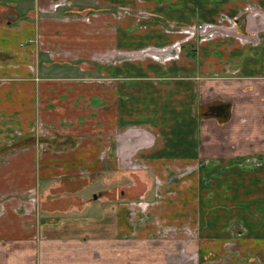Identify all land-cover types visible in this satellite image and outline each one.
<instances>
[{"label": "crops", "instance_id": "1", "mask_svg": "<svg viewBox=\"0 0 264 264\" xmlns=\"http://www.w3.org/2000/svg\"><path fill=\"white\" fill-rule=\"evenodd\" d=\"M56 1L0 0V264H187L233 239L264 264V0L154 4L163 18L230 5L232 31L194 26L180 46L138 19L87 39L61 17L79 0ZM39 62L57 64L43 77ZM121 159L123 173L155 177L144 199L182 176L155 194L151 225L140 216L152 203L132 217L129 195L93 198Z\"/></svg>", "mask_w": 264, "mask_h": 264}, {"label": "rangeland", "instance_id": "2", "mask_svg": "<svg viewBox=\"0 0 264 264\" xmlns=\"http://www.w3.org/2000/svg\"><path fill=\"white\" fill-rule=\"evenodd\" d=\"M134 4L132 3V0H127L128 4L125 6L127 7V9H122V13L121 15L115 14V6H112L111 4H107L105 3V1L103 0H98V2H93L92 3H88L87 1L84 0H79L78 2H75L73 5L76 7H78L79 9H74V13H70L67 14L69 12L66 11V9H64V11H61V17L66 19V23H70V24H78L79 25V29L80 32H82V37H86L88 39V37H91V33L92 31H96V29H102V25L107 26V27H113L114 26L112 24H116V23H120V22H125V20L127 21H131V19L133 20H137L138 19V23H134L138 24L141 28L144 25H150V24H154V26H158L159 28H161L164 32L169 31L170 35H175L176 37H172L176 44H178L179 46L182 45L184 43V40L190 35L192 34L193 28H195L194 26H202L204 24H210V25H215V26H219L222 27L223 30H226L227 34L228 32L232 31L231 29V23L233 20H230L231 17H229L228 15L224 14L227 10L228 7L230 8V5H226L227 7H221L220 10H218V12L215 13H210V14H200V13H192V14H188L186 13H177L175 16H173L172 14H169V16H165L164 18L167 19V17L170 18V21L167 23V21L159 15H155L153 14V9L152 6H154V4L160 3L162 0H133ZM179 0H176V2ZM245 1V0H244ZM57 2L59 5L62 4H68V0H57L56 1V5ZM246 2V1H245ZM247 3V2H246ZM245 3V4H246ZM53 4V3H52ZM71 5V4H70ZM72 5V6H73ZM243 5V4H242ZM49 4H46V7H49ZM107 6L108 11L111 10V16L113 17L111 20L109 19H104V14L103 13L105 9H102V7ZM41 7V5H40ZM244 7V5H243ZM231 9V8H230ZM183 9L178 8L177 7V11H182ZM42 13V12H41ZM45 14V13H43ZM109 15V14H107ZM44 18H46L45 16H43ZM110 17V16H107ZM124 17V19H123ZM244 17V16H242ZM128 18V19H127ZM174 18V19H173ZM239 17H236L235 19H238ZM221 19H224V21H221ZM243 19V18H242ZM107 21H109L110 23H107ZM99 22V23H98ZM113 22V23H112ZM220 22L222 24H220ZM109 24V26H108ZM194 24V25H193ZM192 25V26H190ZM146 26V27H147ZM92 29V30H91ZM109 30H112L109 28ZM216 30V29H215ZM235 30V29H234ZM205 33H209L211 35L214 36L215 31L211 28H208L207 31ZM70 35V34H68ZM89 35V36H87ZM195 35H197V37L201 36V37H208L207 35H204V33H201V30H199V33H195ZM81 36H77V38H80ZM75 38V37H74ZM208 38H211L210 36ZM194 44L196 43V45H199L198 40H196L195 42H193ZM203 44V43H201ZM95 56H99L94 55ZM178 57V56H177ZM176 57V58H177ZM54 64L57 63H48L46 65H42L40 62L38 63L39 65V75L45 77L47 76V71L49 70V67H53ZM42 141H44V139H42ZM46 142H41V144L43 145ZM44 148V147H42ZM112 162L116 161V159L113 158V160H111ZM119 161V163L117 165H112V167L117 169V173H115L116 169H112L113 173L112 174H108V176H106V179L103 178V175H98L96 180H92L94 181L93 184L96 188L95 191V196L96 197H101L102 195L104 196L105 194L107 196H109L110 201L115 202V201H125L127 202V200H125L124 198L127 197L128 195L131 197L129 198V201L127 203H134L137 204L136 207L132 204H130V216L135 217V215H140V210H141V206L139 205V202H148V204H154V205H149L146 209V213L145 216L143 217V215L140 216V218H144V220H146L147 223L145 226L151 225L153 222V219L157 218L156 215L157 213L155 212H159L160 211V207H158V205H156V197L155 194H157V192H161V187L166 186L169 183L166 182H170V187H172L173 183L176 182L175 179H181L182 176H177L174 174H167L166 180L165 182H163L162 180H160L161 184L159 187L158 191H155V186L153 184V188L152 190L148 191L147 194H149V196L144 199L143 194H142V190H141V186L142 183H146L147 181H153L155 180V177L153 176H143V175H139V174H126L123 173V170L121 169V166H124V159L121 160H117ZM102 164L104 165V162L106 163V160H102L101 161ZM119 166L121 168H119ZM119 171L120 174L118 173ZM126 172V171H124ZM91 177V176H89ZM87 176V179L89 178ZM104 179V180H103ZM147 180V181H146ZM146 187H148V185L146 184ZM93 188V187H92ZM110 190V191H107ZM83 190H80V193ZM91 190V188H88L85 192L86 194L89 193ZM93 192V191H92ZM170 195H173L174 192L170 191L169 192ZM168 191H166L164 193V195H168L169 194ZM92 193H90L89 195H91ZM86 195V198L89 196ZM121 195L124 197H121ZM161 195H163L161 193ZM149 198V199H148ZM148 199V200H147ZM94 205H98V203H94ZM95 210V214H99L98 208L94 207ZM156 226H158V224H156ZM162 230V229H160ZM191 238H194L193 236ZM196 242V241H195ZM219 249V248H218ZM199 251V250H198ZM201 253H203L204 255H202ZM200 254H192V257H195V261L193 259H191V256L189 255H182L183 257H187L188 263L187 264H239V263H245L247 264V261H250L249 258L252 260V256H250L247 251L245 249H243L242 243H239L237 240H231L228 242L224 243L223 248L221 249L220 252H216V255L214 257L211 256H207L206 252H201ZM201 255V256H200ZM198 258V259H197ZM261 262H263L264 258L261 256L260 257ZM178 264V262H177ZM262 264V263H260Z\"/></svg>", "mask_w": 264, "mask_h": 264}, {"label": "water", "instance_id": "3", "mask_svg": "<svg viewBox=\"0 0 264 264\" xmlns=\"http://www.w3.org/2000/svg\"><path fill=\"white\" fill-rule=\"evenodd\" d=\"M223 109H224V107L222 105L221 106H217L215 108H212L210 113H211V115L220 116L221 114L224 113ZM93 198L95 199L96 196H93Z\"/></svg>", "mask_w": 264, "mask_h": 264}, {"label": "flooded vegetation", "instance_id": "4", "mask_svg": "<svg viewBox=\"0 0 264 264\" xmlns=\"http://www.w3.org/2000/svg\"><path fill=\"white\" fill-rule=\"evenodd\" d=\"M218 106H219V105H218ZM215 107H217V106H214V105H213V106H210V107L208 108V110H207L208 113H210V112H211V109H212V108H215ZM210 114H211V113H210ZM221 115H222V114H221ZM221 115H220V116H221ZM213 116H215V115H213Z\"/></svg>", "mask_w": 264, "mask_h": 264}]
</instances>
